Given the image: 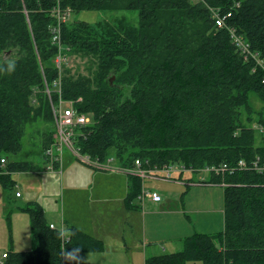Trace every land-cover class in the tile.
<instances>
[{
	"label": "trees",
	"instance_id": "1",
	"mask_svg": "<svg viewBox=\"0 0 264 264\" xmlns=\"http://www.w3.org/2000/svg\"><path fill=\"white\" fill-rule=\"evenodd\" d=\"M56 6L70 16L122 9L138 25L126 16L92 24L69 17L60 24L67 62L59 70L51 36ZM208 8L230 12L225 26ZM186 20L201 21L195 37L184 36ZM12 48L21 56L9 62ZM0 55V184H13L6 173L38 168L9 158L20 152L28 125L39 118L52 124L45 81L52 101H73L90 117L74 128L82 156L112 158L122 168L136 160L144 168H234L210 173L209 183L224 186L222 232L196 233L181 251L146 264H264V0H0ZM240 160L245 167H237ZM20 209L30 218L34 249L8 250L1 264H62L89 240L74 231L64 244L41 207Z\"/></svg>",
	"mask_w": 264,
	"mask_h": 264
},
{
	"label": "crops",
	"instance_id": "2",
	"mask_svg": "<svg viewBox=\"0 0 264 264\" xmlns=\"http://www.w3.org/2000/svg\"><path fill=\"white\" fill-rule=\"evenodd\" d=\"M63 157L64 155L58 166L53 168H57L55 170L57 172ZM43 160L46 164L43 167L37 165L38 168L34 171L4 173L9 174L10 180L14 174L19 180L28 178L32 181V185H28L31 188L33 185L38 188L37 185L42 181V176L46 175L45 173H52L47 170L49 160L45 157ZM81 161L93 167L95 171L109 173L91 172L94 177H98L97 179L115 177L113 173L126 177L119 179V183L109 186L93 182L94 178L91 181L78 178V183L68 185L69 197L76 206L71 209V214L65 216L62 213L61 219L57 222H54L51 216H47V220L44 215L49 227L52 225V229L60 231L64 244L72 241L71 236L74 231L86 235L89 239L83 240L85 247L80 248L75 256L64 254L62 264H146L149 258L181 251L184 240L196 233L207 234L196 229L194 219L197 213H204V209L194 205L186 206L182 199L186 190L204 189V185L221 187L223 192L222 184L209 183L211 172L206 168L196 171L166 167L171 168L168 178L165 168L158 169V172L153 175L140 177L135 173L136 169L130 170L134 166L122 168L114 160L110 166L105 164L107 161L92 160L98 164ZM205 173L207 178H204ZM146 179L154 182L148 185L145 183ZM164 181L168 182L164 184ZM11 182L17 184L18 190L20 189L18 181L11 180ZM168 183L171 185H166ZM0 186L3 185L0 184ZM150 186L156 189H151ZM144 191L158 193L161 197L160 201H152L150 195H145ZM15 197L22 198L23 195L16 191ZM27 197L23 204H27L26 206L36 204L33 196ZM222 211L224 219V209ZM15 215L23 214L17 212ZM11 217H6L9 220V237L6 241L4 240V243L1 242L3 238H0V260L8 250L28 252L34 249L30 218L22 220L23 226H20L16 236L14 221ZM22 248L27 249L22 250Z\"/></svg>",
	"mask_w": 264,
	"mask_h": 264
},
{
	"label": "rangeland",
	"instance_id": "3",
	"mask_svg": "<svg viewBox=\"0 0 264 264\" xmlns=\"http://www.w3.org/2000/svg\"><path fill=\"white\" fill-rule=\"evenodd\" d=\"M124 3V0H120V4ZM209 14H212V8L207 9ZM121 16H126L127 20H130L133 25L137 26V17L135 13H130L128 11H124L122 9L115 10V11H106V12H94V11H84L79 14H72L70 16V21H85L87 23H96V22H103V21H112L116 18ZM198 26H201V21L196 20L195 22H190L186 20L185 23V35L186 37L193 36L195 37V31L198 29ZM12 53L8 57L9 62H13L18 57L21 56V53L18 51L17 48H12ZM63 55V54H62ZM56 58V57H55ZM2 55H0V64H1ZM77 61L78 59L75 58ZM77 62H81L78 60ZM76 62V63H77ZM41 63V62H40ZM42 64V63H41ZM84 64V62H83ZM43 65V64H42ZM56 65V63H55ZM113 81V77L110 80ZM45 82V81H44ZM47 85V84H46ZM55 92V91H54ZM49 102H50V111H51V118L52 124L45 122L41 118L37 121L32 122V124L26 127V131L24 134V138L22 140V148L17 155H11L10 160H24V161H33L38 166L40 165L43 167L46 164L43 160L45 157L42 153V144L45 140V136L53 131L52 139L53 142L56 137V130H57V122L55 118L54 108L57 106L59 100L56 101L51 100V96L46 94ZM80 101L81 98H78ZM261 104L256 101L254 103V107L259 109ZM88 116V115H87ZM89 120L90 117L88 116ZM54 143H52L50 147H52ZM63 161L59 168V171H55L56 169H50L49 167L47 170L52 173H45L46 175L42 176V181L39 182L37 185L38 188H31L32 181L28 180H19L17 176L14 174L11 177V180L18 181L20 185V189L18 190L17 184H9V186H0V238L6 239L9 237V230H8V222L9 220L6 217H11L13 219L15 229H16V236L18 235V230H20V226H23L22 220H26L29 218L24 212H22L19 208L27 207L23 204L27 196H33L36 205L41 207L44 211V215L51 216L54 222H57L61 219L62 213L67 216L71 214V209L75 208L74 202L70 199L68 194V185L78 183L77 179L82 178L85 180L91 181L94 178L93 182L102 183L106 186L114 185L115 183H119V179L126 177L125 175L113 173L115 177H108V179H97L98 177H94L91 172H98L102 174H109L100 171H95L93 167L86 165L80 159H77L74 155H72L69 151H63ZM67 155V156H66ZM55 171V172H54ZM201 177V175H199ZM45 178V181H44ZM204 178H207L206 173L204 174ZM154 181L149 179L145 180V183L150 185ZM164 181L163 183L165 184ZM160 183V182H159ZM30 184V185H28ZM161 184V183H160ZM166 185H171L168 183ZM31 188V189H30ZM151 189L154 187L150 186ZM184 188V187H183ZM156 189V188H154ZM182 189V188H181ZM180 189V190H181ZM18 191L22 193V198H16L15 192ZM183 191V189L181 190ZM111 193V191H110ZM184 203L186 206L194 205L195 207L199 206L204 209V213L200 214L197 213L195 226L197 230L204 231L208 235L216 236L218 233L222 232L224 227V219H223V192L221 187L217 186H210L204 185V189H195L188 191L183 194ZM70 199V200H69ZM38 203V204H37ZM181 206V204H179ZM17 212L23 215H15ZM59 226V225H58ZM61 227V226H60ZM59 227V228H60ZM22 237V236H21ZM0 242V243H1ZM23 247V246H22ZM27 248H22V250ZM189 264H201V262H188Z\"/></svg>",
	"mask_w": 264,
	"mask_h": 264
},
{
	"label": "built area",
	"instance_id": "4",
	"mask_svg": "<svg viewBox=\"0 0 264 264\" xmlns=\"http://www.w3.org/2000/svg\"><path fill=\"white\" fill-rule=\"evenodd\" d=\"M53 12H54V16L56 17L57 25L53 27V29L51 30V36H52V42L58 46V54L55 58V63H56L57 68L60 70L62 64L67 62V58L64 55V52L62 50L63 48H62L61 40H60L61 38L60 24L68 21V18L70 17V13L69 11L61 12L58 6H56L53 9ZM230 15H231L230 12L220 14L218 12L212 11V18L218 27L225 26V21L228 17H230ZM231 37H232L234 44L237 47L239 46L242 49V43L240 39L234 35L232 30H231ZM44 84H45V93L50 95V90L48 86L46 85L45 82ZM54 86H55L54 91L59 93L60 92L59 79H58V82L54 84ZM73 104H74L73 101L65 102L59 99L57 106H55L54 108L55 118L57 122L55 142H54V145H52V147H50L49 149L45 151V156L49 160L50 169H53L56 166H58L64 150H69L73 155L76 156V158L81 159L87 163L91 162L94 164H98L97 162H93L94 160L92 161L88 157L81 156L73 146L72 140L75 134L74 128L76 126H87L90 123L88 116L86 114L80 113L77 110H75ZM112 161L113 159L110 158L109 160H107L105 164L110 166ZM3 163H4V159H1V164ZM245 166L246 164L243 160L238 161L237 167L243 168ZM133 169H136L135 173L138 176L147 177L148 175H153L156 172H158V169L160 168H149V169L144 168L141 166L140 161L136 160L134 162V167L130 170H133ZM206 169L210 172H214L215 174H219L222 172L231 173L234 171V168L228 166L227 164H220L217 166L208 167ZM262 169H264V166ZM169 170H171V168L164 169L167 178L169 177ZM144 194L150 195L152 201L154 202H158L161 199L160 195L156 192L146 191ZM16 195L18 196L19 194L17 193ZM50 227L53 228L52 225ZM5 256L6 255H4L3 257ZM0 264H1V261H0Z\"/></svg>",
	"mask_w": 264,
	"mask_h": 264
},
{
	"label": "clouds",
	"instance_id": "5",
	"mask_svg": "<svg viewBox=\"0 0 264 264\" xmlns=\"http://www.w3.org/2000/svg\"><path fill=\"white\" fill-rule=\"evenodd\" d=\"M10 67H14V64L13 65H10Z\"/></svg>",
	"mask_w": 264,
	"mask_h": 264
}]
</instances>
